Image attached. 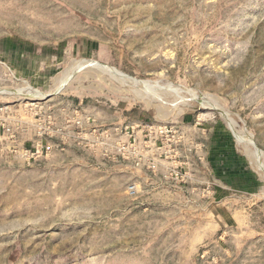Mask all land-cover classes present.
<instances>
[{
    "label": "rangeland",
    "instance_id": "374dc122",
    "mask_svg": "<svg viewBox=\"0 0 264 264\" xmlns=\"http://www.w3.org/2000/svg\"><path fill=\"white\" fill-rule=\"evenodd\" d=\"M0 264H264V0H0Z\"/></svg>",
    "mask_w": 264,
    "mask_h": 264
},
{
    "label": "water",
    "instance_id": "95a60500",
    "mask_svg": "<svg viewBox=\"0 0 264 264\" xmlns=\"http://www.w3.org/2000/svg\"><path fill=\"white\" fill-rule=\"evenodd\" d=\"M91 63H95V62H91ZM90 66H94V65H90ZM81 69H82V68H81ZM109 69H110V68H109ZM78 70H80V69L74 70V71L71 73L70 77H69L68 80H67V83H68V81L73 77V75L75 74V72H77ZM111 70H112V71H113V70L116 71L115 69H111ZM63 88H64V85H61L60 88H59L57 91H54L53 93H50V94H47V95H44L42 98H50V97H52L53 95H55V94H57L58 92H60Z\"/></svg>",
    "mask_w": 264,
    "mask_h": 264
},
{
    "label": "bare ground",
    "instance_id": "6f19581e",
    "mask_svg": "<svg viewBox=\"0 0 264 264\" xmlns=\"http://www.w3.org/2000/svg\"><path fill=\"white\" fill-rule=\"evenodd\" d=\"M113 73H115V74H117L119 77H122V78H128L126 75H123V74H121V73H119V72H113ZM65 79V78H64ZM68 79V78H67ZM66 79V80H67ZM66 80L64 81V82H66ZM131 80V79H130ZM190 95V94H189ZM194 96V95H193ZM195 98L196 97H193V100H195ZM223 114V113H222ZM225 116V115H224ZM241 138V137H240ZM251 145V144H250ZM255 149V148H254ZM255 153L257 154V155H259L258 153H259V151L257 150V149H255ZM258 158V157H257Z\"/></svg>",
    "mask_w": 264,
    "mask_h": 264
},
{
    "label": "built area",
    "instance_id": "2783aa9c",
    "mask_svg": "<svg viewBox=\"0 0 264 264\" xmlns=\"http://www.w3.org/2000/svg\"><path fill=\"white\" fill-rule=\"evenodd\" d=\"M129 191H130L131 193H134V190H133V188H130V189H129Z\"/></svg>",
    "mask_w": 264,
    "mask_h": 264
}]
</instances>
